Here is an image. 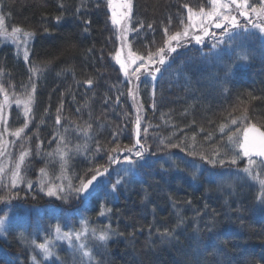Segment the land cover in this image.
Listing matches in <instances>:
<instances>
[{
  "label": "trees",
  "instance_id": "16d2710c",
  "mask_svg": "<svg viewBox=\"0 0 264 264\" xmlns=\"http://www.w3.org/2000/svg\"><path fill=\"white\" fill-rule=\"evenodd\" d=\"M131 2L130 44L142 57L165 51V41L182 33L189 17H204L200 8L205 13L212 8L208 0ZM0 3L8 26L34 37L27 60L11 46L0 48V104L7 98L29 101L31 93L28 117L11 113L12 128L24 131L12 148L14 167L0 179V217L11 218L0 235V264L40 261L32 241L42 243L41 230L48 234L57 224L62 232L87 228L81 244L92 255L83 257L75 239L63 240L61 260L45 264H264V213L256 205L260 185L243 174L246 157L230 162L241 149L228 140L247 123L264 130L260 35L243 28L229 40L216 39L219 49L184 44L159 64L153 83L143 82L137 105L115 61L108 0ZM245 108L247 120L232 125ZM138 117L143 158L135 155ZM83 135L87 145L76 154ZM65 144L70 156L67 172H61L53 156ZM25 150L28 157L13 185L15 164ZM97 167L109 169L108 183L96 195L78 198L74 189L80 179L90 178L89 170ZM259 171L264 178V167ZM117 180L122 182L113 191ZM53 187L63 191L49 196ZM165 229L171 237L161 236ZM92 230H107L109 239L97 240Z\"/></svg>",
  "mask_w": 264,
  "mask_h": 264
},
{
  "label": "snow or ice",
  "instance_id": "6c2138e0",
  "mask_svg": "<svg viewBox=\"0 0 264 264\" xmlns=\"http://www.w3.org/2000/svg\"><path fill=\"white\" fill-rule=\"evenodd\" d=\"M208 2L211 4L212 8L211 11L205 13L204 8H200V12L204 14L206 19L212 23H214V27L217 29H221L220 35H229L230 34V29L232 31H235L237 28L243 27L237 20L236 15H232L231 13L234 11L236 12L239 16H243L246 19H248V23L251 25L252 28L259 30L260 33H264V0H260V6L257 7L255 5H252L249 3V0H208ZM109 6L112 5L113 0H108ZM185 8H187L189 13H192V9L188 7L187 4L184 5ZM123 8L124 11L120 15L119 18H117V15L115 13V10L113 11V17H112V22L113 24H120L122 20L127 18L129 16V13L131 11V0H123ZM255 16V19L258 22H253L252 16ZM191 18V17H189ZM59 19V17H57ZM3 17H0V29L3 27ZM151 27V25H149ZM247 30V29H245ZM204 35H209L210 33L208 32L207 28L203 29ZM21 32V29L18 27H15L12 29V35L14 38L17 40L19 39V33ZM165 34H167V29H165ZM32 33L30 32H23L24 37H30ZM184 35H187L185 32ZM214 35V34H213ZM181 37V33L177 32L172 36L168 37V40L165 41V43L169 44V50L170 51H175V48H172L170 46L171 41H179ZM196 41L198 43L202 42V37L201 36H196L195 37ZM25 43L27 42L26 40L24 41ZM222 41L218 40L217 44L221 43ZM217 45L214 44L213 47H216ZM159 52H164L163 48L159 49ZM27 54L25 55V59L27 60ZM140 60V66L135 69V73H140L141 69H145L147 74L151 76L153 79H155V73L160 72V68L156 67L154 71L150 70L149 65H146L144 63V58L143 57H136L133 59L132 63H136V60ZM240 59L246 60L247 56H241ZM117 60L119 61V53H117ZM149 64L155 63V61L152 60V55L150 54L148 57ZM165 63L164 59L161 58L159 60V64L163 65ZM120 66L124 70L125 75H128V67L120 61ZM38 69H32V71H37ZM134 73V74H135ZM136 80L139 81L140 76L136 75L135 76ZM85 83L89 86L92 85L93 81L91 79H88L85 81ZM32 91H35V85L33 84L32 86ZM29 102H31V93H29ZM31 109L28 107L27 104H25V113L27 114L30 112ZM59 112V109L57 110ZM245 115L242 117H237L233 118L231 120L232 125H237L243 121L247 120V109L245 108ZM3 120V115L0 113V121ZM56 123H60V116L58 115L56 118ZM137 124V136H139V131H140V120L139 117L137 118L136 121ZM25 127H27V124H25ZM226 126H221L220 131L223 132L224 128ZM91 128V125H87L83 131L87 133V130ZM24 131L23 128L17 129L16 132L14 133L15 136L19 137L21 133ZM146 131V129H145ZM243 133L242 138L240 133ZM2 135V134H0ZM64 137H60V141L63 143L64 142ZM228 140L230 142L236 143L239 148L241 149V152L236 153L235 156L232 157L231 163L236 164L237 162V157L241 156L246 157L248 160V166H246L243 171L248 174L253 180L258 181L260 185V190L259 193L256 196V199L259 200L261 203H264V178H262L261 171H257V159L255 158H260L259 159V166L264 167V130H262L260 127H257L256 124L252 123H247L246 126H244L242 129L237 128L236 132L233 133L232 135H229ZM136 145H139V150L135 152V155L139 158H143V154L146 151V149L143 147V145L140 144V140H136ZM67 147V145H64ZM133 149L128 148L127 151L131 152ZM58 153L61 157V159L64 158L66 153L63 151L62 148H58ZM2 154V153H0ZM29 153L27 150L21 151L20 156H19V163L16 164V171L13 172V185L16 182V178L19 175V167L20 163L24 161L25 156H27ZM112 159V158H110ZM131 163V161H128ZM210 163H215V161H209ZM221 164L224 163L223 160L219 161ZM3 169L0 168V172H2ZM43 172V169H41ZM91 173L90 178L88 179H80V184L79 187L75 188L74 191L77 194L78 198L82 199H88L89 197H92L96 195L100 188L101 185L107 184L108 181L105 179V177L109 174V169L108 168H103L101 169L100 167H97L95 169H90L89 170ZM121 180H117L115 183L111 184L112 190H116L117 186L121 183ZM58 191H63V188L57 189ZM47 194L49 196H53L56 194V190L49 188ZM182 222V221H181ZM4 224V218H0V227H2ZM87 228L84 229L83 232H62L61 227L59 224L55 226V232H56V237L60 240H68L69 243H72L73 239L76 241L81 240V238L87 233ZM92 234L96 237L97 240L99 241H107L109 239V233L107 230H102L99 232V234L96 233L95 230H92ZM172 231L165 229L163 233H161V236L163 237H171L172 236ZM32 243L35 245L36 248H38L41 253L43 254V257L45 259H48L49 257L54 255V252L52 251V248L50 247L52 241L50 239H45L43 243H37L35 240L32 241ZM80 251L81 255L83 257H89L91 258V251L87 248L85 244L80 245ZM33 260H35V257H33ZM38 264V262H37Z\"/></svg>",
  "mask_w": 264,
  "mask_h": 264
},
{
  "label": "rangeland",
  "instance_id": "374dc122",
  "mask_svg": "<svg viewBox=\"0 0 264 264\" xmlns=\"http://www.w3.org/2000/svg\"><path fill=\"white\" fill-rule=\"evenodd\" d=\"M249 3L253 5V2L251 0H249ZM259 6H257V7H259ZM114 10H115V13L117 15V18H119L120 15L124 11L123 0H113L112 9H111L112 14H113ZM231 14L237 16L238 22L243 27L237 28V29H235V31H232L230 29L229 35L221 36L220 35L221 29L215 28L214 23L208 21L205 16L204 17H201V15L191 16L187 27L181 33V37H180L179 41H171L170 46L177 50L180 47H181V49H184L183 45L188 44V45H190L189 47L191 48L193 45H195L194 43L197 42L195 37L201 36L202 42H200V43L197 42L196 46H198V48H202L203 45H205V46H210L213 48V45L216 44V39L223 38L225 40H229L233 36H236L239 31L244 30L243 28L247 29L245 31H250L251 33L258 34L264 39V33H260L259 30L252 28L251 25L248 23V19H246L243 16H239L234 11ZM0 17H3V20H4L3 27H2V29H0V48L3 45L11 46L14 48L15 53L19 57H22L24 60H26L25 55L27 54V57L29 56L30 47H31V44L34 40L33 35L26 38L23 36V32H25V31H22V30L18 34L19 35L18 40L16 38H14L12 35H10L12 33L13 28L9 27L7 24L6 16L3 12L1 3H0ZM252 20L254 23L258 22L255 19L254 15L252 16ZM115 27H116V40H117V52L115 54V61L119 66H120V61H122L128 67V75H125L124 70L120 66L123 74L125 75L126 79L128 80V82L131 85L134 100L136 101V104L139 105L140 99H141L140 98V87L142 86L143 82H146V81L153 83L154 80L156 79V75H155V79H153L151 76H149L147 74V72L143 68L141 69L140 73H135V69L140 66V60L137 59L136 63H132V61L136 57H142V56H139V55L133 53V51L131 49V44H130V37L134 33L133 28H132V2H131V11L129 13V16L127 18H125L124 20H122L120 24H115ZM204 28H207L208 32L210 33L209 35H204V31H203ZM185 32L187 33V35H184ZM236 39H240V37H237ZM25 40L27 41L26 43L24 42ZM220 47L221 46L217 45L214 48L219 49ZM187 49L188 48H186L185 51ZM172 52L173 51L169 50V45H168V48L164 52L160 53L156 57H152V60L155 61V63L149 64L148 57H143L144 63L146 65H149L150 70L154 71V69L156 67L160 68L159 60L161 58H163L165 60L167 58V56L170 55ZM213 52H214V54L218 53L217 51L216 52L212 51V53ZM117 53H119V61L117 60ZM136 75L140 76L139 81L136 80V78H135ZM25 104H27L28 107L31 109V102H29L28 100H25V99H19L16 101H11L9 98H7V99L3 100L2 103L0 104V113H2V115H3V120L0 121V134H2V135H0V153H2V154H0V168L3 169V171L0 172V179H3L4 175L7 176V174H6L7 171L11 170L12 166L14 167V164H12V161H11V152L13 150L12 148L14 146V143L17 141V139H20V136H21L20 135L19 137H17L14 135V133L16 132V129H13L11 126V118H12L11 113L13 110H15L18 116H23V117L27 118L28 115L30 114V112H28L27 114L25 113ZM240 135L242 138L243 133ZM81 137H82V140L80 142L79 141L76 142V144H79V146L74 148L76 154L82 153V151L85 149V146L87 145V143H86L87 142V140H86L87 135H83ZM140 143H141V140H140ZM63 151L66 153V155L64 156L63 159H61L59 153L56 152L55 155L53 156V160H55L59 164V168H58L59 171L67 172L64 169V167L66 166L67 158L69 159L70 150H68V147H65V148H63ZM27 157H28V155L25 156V158H27ZM165 161H168V159L165 158ZM261 168L262 167L259 166V162L257 161V169L256 170L259 171V169H261ZM243 174L248 176V174L245 173L244 171H243ZM249 177L250 176H248V178ZM21 180H19V181H21ZM253 181H255V180H253ZM65 185H67V187L71 186V184L68 181H66ZM52 189L57 191L56 187H53ZM55 195H57V192ZM256 205L258 206V210L261 213H264V203H261L259 200H257ZM0 218H4V224L2 227H0V235H3V233L5 232V230H7V227L11 223V218L8 216L0 217ZM82 230L84 231L83 228H82ZM71 232H75V231L72 230ZM41 236H42L44 241H45V239H50L52 241L50 247L52 248L54 255L49 257L48 259H45L43 257V254L41 253V251L38 248H36V254H37V256H39L40 261H35V264H37V262H38V264H45L43 262L50 263L53 261V258H56L58 261H60L61 257L59 256L58 253H59L60 248L62 247L63 240H60L56 237L55 227H52V229H49L48 234H47L46 230H41ZM81 241H83V237L79 241L75 240V242L73 244L78 243L76 245L80 246V244L82 243ZM72 249H73V245H72ZM77 249L78 248L76 247L73 250H77Z\"/></svg>",
  "mask_w": 264,
  "mask_h": 264
},
{
  "label": "water",
  "instance_id": "95a60500",
  "mask_svg": "<svg viewBox=\"0 0 264 264\" xmlns=\"http://www.w3.org/2000/svg\"><path fill=\"white\" fill-rule=\"evenodd\" d=\"M195 45L197 44V42L196 43H194ZM140 137H141V133H140V131H139V136H137V124H136V135H135V139L137 140V139H139L140 140ZM141 144V143H140ZM142 145V144H141ZM138 147H139V145H137Z\"/></svg>",
  "mask_w": 264,
  "mask_h": 264
}]
</instances>
